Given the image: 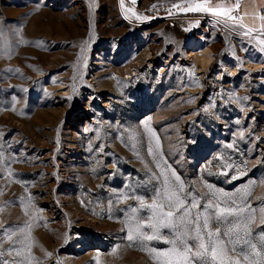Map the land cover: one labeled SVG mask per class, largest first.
Returning <instances> with one entry per match:
<instances>
[{
    "label": "rangeland",
    "instance_id": "rangeland-1",
    "mask_svg": "<svg viewBox=\"0 0 264 264\" xmlns=\"http://www.w3.org/2000/svg\"><path fill=\"white\" fill-rule=\"evenodd\" d=\"M247 6L255 25L264 0H0V264H182L169 229L127 239L172 172L194 213L246 206L192 264H264V27L228 19Z\"/></svg>",
    "mask_w": 264,
    "mask_h": 264
},
{
    "label": "snow or ice",
    "instance_id": "snow-or-ice-1",
    "mask_svg": "<svg viewBox=\"0 0 264 264\" xmlns=\"http://www.w3.org/2000/svg\"><path fill=\"white\" fill-rule=\"evenodd\" d=\"M132 3H136V0H132ZM121 5H123V0H121ZM154 7L155 5L153 8ZM236 7L239 8V4H237ZM128 11L132 10L128 9ZM184 11L205 12L214 10L198 4L196 7L186 8ZM214 14L221 15L222 13L219 11H214ZM137 18L139 19V17ZM228 19L234 22H239L243 19V17L228 14ZM261 19H264V16H262ZM225 26L227 27V25ZM241 27H243L242 24ZM242 35L251 36L252 29L248 28L242 33ZM259 44L264 45V39H260ZM245 51H247V49H245ZM260 51L264 52V47H261ZM240 137L241 139L244 138L243 132L240 133ZM228 147L232 148L233 145L229 144ZM149 152L151 153V149H149ZM222 174L227 175L226 172ZM171 175L174 177V181L169 179L168 176H164L162 186L156 190L151 204H145L144 201L141 200L142 207L152 210V215L148 218L149 223L147 227L151 228L154 234L146 235L144 232L140 231L141 225L139 220H137L135 229L130 231L127 239L131 241L136 237V235H139L148 241L158 240L161 238L159 235L160 229L165 228L170 230V234L174 238L172 240H164L163 242L172 245V248L169 251L175 255L178 262H182V264H192L193 258H195L197 261H201L203 258L209 255L213 261L220 259L218 250L221 253L226 250L224 249L223 241L220 239L219 230H209L210 221L215 220L216 222H221L227 221L228 217L230 216L236 217L237 223L233 226V228H229L224 233L225 236L231 237V235L234 234L237 229L241 228V224L238 221L244 216L246 206L241 205L238 207H220L219 204H207L204 206V211H198L194 213L193 209L198 208L197 201L193 198L191 203H187L186 198H183L182 196L184 188L183 184L180 183V177L176 175L175 172H172ZM238 178V176L232 177V179ZM233 203L235 202L233 201ZM211 207H215L216 210L215 212L208 214L207 209ZM165 208L168 210L165 211ZM253 219L254 217L249 215L242 225L246 235L251 231L249 224ZM193 225H195L194 228L192 227ZM205 230H207L208 245H211L210 249L204 240L203 232ZM21 231H23V229H21ZM189 239L192 241L191 245L189 243ZM241 243L248 244L249 241L240 237L235 240H232L231 238L229 239V244L233 246V250H235L236 245ZM193 247L196 249L195 252L192 251ZM252 247L254 248L255 246L252 245ZM16 254L20 255V252L17 251ZM2 255L3 254L0 253V256ZM162 255H167V253ZM168 264H171L170 260ZM221 264H223V261H221ZM234 264H239V261H234Z\"/></svg>",
    "mask_w": 264,
    "mask_h": 264
},
{
    "label": "crops",
    "instance_id": "crops-1",
    "mask_svg": "<svg viewBox=\"0 0 264 264\" xmlns=\"http://www.w3.org/2000/svg\"><path fill=\"white\" fill-rule=\"evenodd\" d=\"M241 4V2H237V4ZM242 6V5H241ZM240 10H241V14L240 17H243V19L241 20L244 24L248 25L249 27L253 28V30H255V28L257 27H264V19H257L255 25H251L249 24L246 20L247 19H255V13L253 10H251L248 6L247 7H243V10L242 11V7H240ZM240 13V12H239Z\"/></svg>",
    "mask_w": 264,
    "mask_h": 264
},
{
    "label": "bare ground",
    "instance_id": "bare-ground-1",
    "mask_svg": "<svg viewBox=\"0 0 264 264\" xmlns=\"http://www.w3.org/2000/svg\"><path fill=\"white\" fill-rule=\"evenodd\" d=\"M240 24H242V23H240ZM243 25V28L245 29V30H247L248 28H250L249 26H247V25H245V24H242ZM202 62H204V60H202ZM257 65H253L252 64V67H256ZM232 71L233 70H231L230 72L232 73Z\"/></svg>",
    "mask_w": 264,
    "mask_h": 264
}]
</instances>
